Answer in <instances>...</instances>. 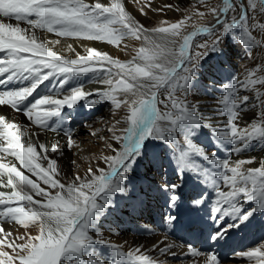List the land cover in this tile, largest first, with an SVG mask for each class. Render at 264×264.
I'll return each mask as SVG.
<instances>
[{
    "label": "snow or ice",
    "instance_id": "6c2138e0",
    "mask_svg": "<svg viewBox=\"0 0 264 264\" xmlns=\"http://www.w3.org/2000/svg\"><path fill=\"white\" fill-rule=\"evenodd\" d=\"M166 8L173 5L156 8L151 0H145V7L139 11L147 16L148 10ZM210 13L215 17L214 25L182 35L190 15L149 28L126 10L123 0H110L107 4L102 0H0V86L13 82L19 85L0 89V106L22 112L37 128V133L30 134L26 125L0 115V187L10 189L0 191V264H159L139 247L122 250L120 245L106 241L98 230L113 196L126 192L128 173L150 139L175 142L176 136L183 134L187 149L177 158L179 166L187 168L189 153H194L209 159L218 169L211 176L218 177L229 190H221L217 180L212 179L221 204L215 211L236 222L217 228L208 239L219 242L226 238L229 229L241 227L258 212L264 213V160L258 161L259 167L244 168L252 165L254 158L238 159L234 166L228 159H210L192 137L196 130L212 125L204 123L198 109L187 100L201 60L209 53L220 52L225 38H235L245 48L264 46L253 35L255 30L264 33V0H223L222 7H211ZM197 14L205 15L203 11ZM46 33L73 41L107 42L116 47L127 38L139 41L140 46L133 49L131 60L122 62L95 47L86 46L84 54L72 44L58 49L61 40H48L42 35ZM200 33L213 39L196 46L203 52H194L192 42ZM67 53L74 54V58ZM221 55L227 56L228 52ZM88 73L97 74L109 89L95 94L86 92L77 80ZM45 81H57L53 87L59 92L38 94L29 101L41 85L48 88ZM241 89L252 95H241ZM60 93H64L62 98H57ZM93 95L98 99H87ZM80 101L89 106L110 101L115 109L125 111L123 121L117 119L116 125L126 126L109 129L117 146L108 145L114 154L103 157L107 169L89 167L86 176L76 175L67 181L58 171L57 158L51 156H63L59 141L49 145L40 140L39 134L58 131L53 123L59 124L63 108H73ZM218 104L223 106L222 114H226L224 126L213 130L219 143L228 142L231 152L237 154L250 150L253 142L264 144V68L257 65L246 70L243 79L236 78L232 86H225ZM249 107L256 110V119L240 128L238 121ZM65 135L71 146L74 141L70 132ZM25 137L27 141L22 142ZM7 156L14 157L47 188L14 162H3ZM167 187L174 191L179 185ZM177 198L172 195L169 200L174 204ZM241 200L255 202V207L242 211L238 207ZM223 204H228L231 211H222ZM6 222L22 226L25 231L13 237L3 226ZM97 245L110 248L111 258L106 259ZM174 247L177 246L169 244L159 251L176 256ZM188 248L192 256L205 255L191 245ZM262 249L264 244L238 255L264 264ZM201 264L222 262L216 254L209 253Z\"/></svg>",
    "mask_w": 264,
    "mask_h": 264
},
{
    "label": "bare ground",
    "instance_id": "6f19581e",
    "mask_svg": "<svg viewBox=\"0 0 264 264\" xmlns=\"http://www.w3.org/2000/svg\"><path fill=\"white\" fill-rule=\"evenodd\" d=\"M89 2H94V0H89ZM102 2L107 4L110 3V0H102ZM151 2L156 8H163L165 4H171L173 8H166L164 11L148 10L147 16L141 15L139 11L141 7H145V0H139V2L135 0V4L140 7L138 9L130 6L125 8L139 22L143 23L145 27L149 28L159 26L162 21H167L169 23L177 22L188 14V12L197 8V0H151ZM174 9H179V11ZM196 29L198 28L193 27L187 30L185 35ZM42 35L46 36L48 40L60 39L61 44L56 46L58 49L66 48L67 44H72L76 51L84 54V48L86 46L95 47L97 50L107 52L114 58L120 59L122 62L131 60L132 56L135 54L133 49L140 46L139 41L127 38L121 42L120 47H116L115 45L100 41H73L72 39L57 37L53 33ZM206 37L209 43L213 39L210 35ZM125 45L128 47L125 48ZM192 51L203 52L204 49L194 46L193 39ZM223 51H227L228 55H221ZM260 51H263V48H245L242 44L238 43V41H229V39H225L221 45L220 52L209 53L208 56L204 57L203 62H200L194 87L187 96L188 102L194 105L204 118V123L212 125L211 128L196 130L195 135L192 137L193 143H196L197 146L203 150L206 146L213 145L212 147L216 148L213 149L214 153L220 151L231 155L228 159L229 162H232L230 163L231 166H234V161L238 159L248 160L252 159L254 155L252 156V153L245 154L242 152L238 154L233 153L231 152V145H229L228 142H218L217 136L213 134V130L222 128L226 122V114H222L221 112L223 106L219 105L218 101L225 92V86H232V82L236 78L243 79L246 70L252 69L257 65L264 68V54L260 53ZM249 52H251V55L248 54ZM67 54L73 55L74 58V54ZM77 82L83 83L86 92H92L94 94L100 91L99 88H96L94 85L104 84L99 79V76L93 73H88L79 77ZM56 83L58 82L53 81L52 84H49L48 81H45V84H48V88L41 85L28 100L33 101L38 94L59 92V89L53 87V84ZM14 86L19 85L13 82L12 84L0 86V89L12 88ZM67 87L68 85H65V88ZM63 94L64 93H60L57 98H62ZM240 94L252 95L251 93L245 92L243 89H241ZM87 99H98V96L93 95L87 97ZM79 103L82 105L73 108H63L59 124L53 123V126L58 128V131H47L39 134L40 140L42 142H47L49 145L59 141V149L63 152V156H58L57 154H51V156L52 158H57L59 166L58 171L67 181H71L76 175L81 177L86 176L87 169L92 166L88 160H85L86 154L89 153L92 147L86 145L82 147L81 144L87 142H82V132L80 131L92 125L94 121L97 122L98 120L99 122L103 115L102 121L116 118L113 113L119 111L114 108L110 101H101L92 106H89L85 101H80ZM83 105H87V108H84ZM123 111L121 110V112H119L122 113ZM255 112V109L249 107L245 113H242V118L238 121L239 127L243 128L247 124L252 123L256 119ZM0 115H6L12 122L19 125H26L30 134L37 133L36 126H34L22 112L13 110L10 106H0ZM56 119L57 118H53V121ZM77 123L80 124V126L78 125L79 127H75L74 124ZM61 125L65 127L63 132L72 133L71 137L74 143L71 147H69L68 144V137L60 131ZM181 135L183 136V134H178L179 137ZM176 138L178 137L176 136ZM27 139L28 137H25L22 142H26ZM176 141L175 139V142L168 143L175 147L177 144ZM151 144H153L152 140L150 142V145ZM108 145L107 142L98 145V149L94 151V158L99 160L101 155H113L114 153L109 149ZM184 145L187 147L186 144ZM253 145L254 147L252 148L256 150L264 148V144L257 142H253ZM37 151L41 152L43 150L37 149ZM170 152L171 151H169V154L171 155ZM209 154L216 156V158L210 157V159H226L223 155L217 156V154L211 153L207 155ZM194 158L203 162V165L207 166L209 170H218L215 165L210 163L209 159L206 161V164L201 156L196 155ZM8 161L14 162L26 175H30L32 179L37 180V182L41 184V187L47 188L37 177L28 173L14 157L7 156L6 159L3 160V162ZM44 163L46 166V162ZM141 168L140 171L134 170L128 173V180L125 181L126 192L117 193L113 196L111 206L100 219L99 231L106 241L120 245L124 251H131L139 247L144 254L150 255L157 260L159 264H201L205 259V255L209 253L216 254L222 264H256L255 260L250 261L247 257L238 255V253L248 251L264 244V213L258 212L249 222L243 224L241 227L229 229L225 239L219 242L212 241L208 239L211 232H214L217 228H223L226 225L236 222L231 216L221 215L217 213L215 209L212 211L206 209L208 204L221 207V204L218 203L220 197L217 187L216 192L204 195L203 191L207 187L206 184H213L211 182L193 183V177L190 171L179 165L176 167L178 172L177 177H174L172 173H162L159 170V165H153L151 162H147V165ZM244 168L246 167L244 166ZM65 180L61 182H65ZM217 183L220 185L221 190H229V188L220 183V181ZM172 184L179 185V187L174 191H169L167 186ZM202 184H204V186ZM0 191H10V189L0 187ZM172 195L178 197L174 204L169 200V197ZM36 199H39V197ZM197 200L202 201V203H195ZM244 202L248 201L241 200L238 205L242 211H247L255 207V202H248L250 203L249 206L241 207V204ZM224 209L231 211L228 204L222 205V211ZM169 217H174V219H169ZM217 217L218 219H214ZM3 226L7 231L12 232L13 237L19 236L25 231L22 226L12 223L6 222ZM32 231L34 234V230ZM93 234H95V230ZM203 242L205 246L209 248L208 252L202 249L201 244ZM195 243L197 244L194 245ZM169 244L177 246L172 249V251L177 253L176 256L162 254L159 251L160 248L166 247ZM188 245H191L205 255L199 257L192 256L189 253ZM97 248L104 253L106 259L111 258L112 250L110 248L104 245H97ZM5 250L10 251L9 249ZM262 251H264V249H262Z\"/></svg>",
    "mask_w": 264,
    "mask_h": 264
},
{
    "label": "rangeland",
    "instance_id": "374dc122",
    "mask_svg": "<svg viewBox=\"0 0 264 264\" xmlns=\"http://www.w3.org/2000/svg\"><path fill=\"white\" fill-rule=\"evenodd\" d=\"M123 3L125 4V7L130 6V7L135 8V9L140 8L138 5L135 4V0H123ZM222 3H223V0H204V3H201L200 0H197V3H196L197 8L193 11L188 12V14L185 15V16L190 15L191 19L187 21V27L183 29L182 35H185L186 31L190 30L193 27L201 28L207 24H209L211 26L214 25L215 24V17L210 13V8L211 7H221ZM199 11H203L205 13V15L199 16L197 14ZM261 22H264V18H261ZM207 35H208L207 33H200L198 36L194 37V46H197L199 43H201V44L205 43L207 41V37H206ZM253 35H255L256 38L258 40H261L262 44H264V33H260L259 30H255V31H253ZM225 39H229V41H233V40L237 41V39L232 38V37H227ZM260 48H263V51H260V53L264 54V46L258 47V49H260ZM203 60L204 59H202L201 62H203ZM94 86H96V88H99L100 91H104L106 89L108 90L110 87L109 85H104V84L103 85L96 84ZM163 98L164 97H161V99H163ZM78 105L80 106L82 104L78 103L76 105V107ZM83 106H84V108H87V105H83ZM159 107L161 108V110H166V109H164L163 105H159ZM121 110L123 111V109H120L119 111L121 112ZM83 111H84V109H83ZM119 111L116 113H113V114H115L114 116L116 118H111L110 120L102 121V119L104 117V115H103L101 117V120L99 121L102 123H99L98 120H97V122L94 121L95 123L93 122L92 125H89L80 131V132H82V135H81L83 138L82 142H87V143H82L81 144L82 147L84 145L92 147L91 150L89 151V153L86 154L85 160L89 161L90 165H92L91 168H93L94 170L97 168H101V167L107 169V165L104 163V160H103V157H104L103 155H101V158H99V160L94 158V151L98 149V145H100L103 142H107L109 145L111 144L113 147L117 146L116 142L111 139L112 131H110L109 129H112L113 126H115L116 128H121V127L126 126L123 123H121L120 125H116V120L120 119L121 121H123V118L125 116V111H123L122 113H120ZM117 113H119V114H117ZM74 125H75V127L80 126V124H78V123L74 124ZM69 126H70V124H69ZM60 128H61L62 133L65 134V132H63L65 127L62 126ZM93 133H95V134H93ZM70 134H72V133H70ZM177 137H178V138H176L177 144L175 146L176 148L173 145L171 146L168 142L155 140V139H152L153 144L150 145V142H151V139H150L146 148L143 149V154L137 158L136 163L132 166L129 173L133 172L134 170L137 171L140 167H145L147 165V162H151V164L156 165V166L159 163L158 164V165H160L159 170L160 171L162 170L161 171L162 173H166V172L172 173L174 177H177L178 172H177L176 167L179 165L177 163V158L179 157L181 151L186 150V148H187L184 145L185 143L183 142L184 141L183 136L181 135L179 137L177 135ZM194 144H196V143H194ZM212 146H208V147L206 146V148L204 149L205 150L204 152L206 155L208 153H211V154L216 153V152L214 153V150H213L216 148H213ZM69 147H71V146H69ZM203 147H204V145H203ZM76 148H78V147H76ZM109 149H111V148L109 147ZM177 150H178V152H177ZM169 151H171L170 152L171 155L168 156ZM245 152H249L250 154L252 153V156L254 155L253 158H255L252 165H245L246 168L247 167H259L258 161L264 160V148L258 149L256 151L250 149L248 151H244L243 153H245ZM170 156H171V158H170ZM208 156H209V158L210 157L216 158V156H214V155L209 154ZM158 157H161L162 159L159 160V159H157ZM194 157H196V154L189 153L187 169L190 171L192 177H194L195 179L199 178L201 183H205V182H211L212 183V179H216L217 182L220 181L218 177H212L211 176V173L215 172V171L209 170L207 168V166L203 165V162L196 160ZM168 158L171 160L169 161ZM201 158L204 159L203 157H201ZM97 160H98V162H97ZM207 160L208 159H204V163L207 164V162H206ZM171 161H173V162L171 163ZM230 163H232V162H230ZM230 166H231V164H230ZM208 167H211V166H208ZM206 170H207V174H206ZM86 174H87V172H86ZM203 193H204V195L211 194L210 189L207 187L204 189ZM213 206L215 207V209L217 208V206H215V205H213ZM207 208L211 209L212 207H210V208L207 207ZM209 211H212V210H209ZM100 222H101V220H100ZM98 230H100V225H98ZM93 232H94V230H93ZM18 242H20V241H18ZM196 244L197 243H195L194 245H196Z\"/></svg>",
    "mask_w": 264,
    "mask_h": 264
}]
</instances>
